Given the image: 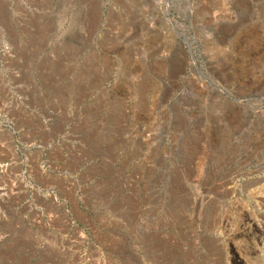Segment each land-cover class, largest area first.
I'll use <instances>...</instances> for the list:
<instances>
[{
    "label": "rangeland",
    "instance_id": "374dc122",
    "mask_svg": "<svg viewBox=\"0 0 264 264\" xmlns=\"http://www.w3.org/2000/svg\"><path fill=\"white\" fill-rule=\"evenodd\" d=\"M0 264H264V0H0Z\"/></svg>",
    "mask_w": 264,
    "mask_h": 264
},
{
    "label": "bare ground",
    "instance_id": "6f19581e",
    "mask_svg": "<svg viewBox=\"0 0 264 264\" xmlns=\"http://www.w3.org/2000/svg\"><path fill=\"white\" fill-rule=\"evenodd\" d=\"M204 1H205V0H204ZM203 4H204V3H203ZM167 11L169 12V10H167ZM171 24H172V21L167 20V26H166L167 29H169L171 35H173V36H174V35H175V36H178V35H179L178 31L176 30V28L172 27ZM213 35H214V34H213ZM213 37H215V36H213ZM186 42H187V43H190L188 37H186ZM183 61H184V60H183ZM212 85H215L214 82L209 83V86H208L206 83H204V85H203V89H205V90H209V91L211 92V94H213V95H215V96H216V95H217V96H221V94L224 93V90H223V89L219 88L218 86H216L215 89H214V88H212ZM222 101H223V100H222ZM187 181H188V180H187ZM220 193H221V192H220ZM226 194H227V193H226ZM8 229H9V228H8ZM8 229H7V230H8ZM44 233H45V232H44ZM32 239H33V238H32ZM49 240H50V239H49ZM58 240H59V239H57V241H58ZM33 243H34V242H33ZM44 244H45V243H44ZM52 244H53V243H52ZM52 244H51V245H52ZM51 245H50V246H51ZM54 245H55V244H54ZM56 247H57V246H56ZM56 247H55V248H56ZM60 248H62V247H60ZM63 248H64V249H63ZM63 248H62L63 250H67V251L69 250L68 248H65V247H63ZM55 250H57V249H55ZM58 250H60V249H58ZM60 251H61V250H60ZM60 251H59V252H60ZM62 253H63V252H62Z\"/></svg>",
    "mask_w": 264,
    "mask_h": 264
}]
</instances>
